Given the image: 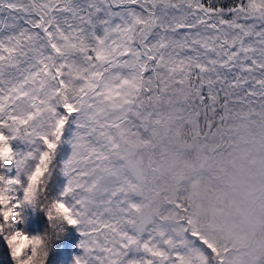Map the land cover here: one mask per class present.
<instances>
[{"label": "snow or ice", "instance_id": "1", "mask_svg": "<svg viewBox=\"0 0 264 264\" xmlns=\"http://www.w3.org/2000/svg\"><path fill=\"white\" fill-rule=\"evenodd\" d=\"M176 111L264 115V0H0V264L72 229L73 264H197L102 165L110 121Z\"/></svg>", "mask_w": 264, "mask_h": 264}, {"label": "rangeland", "instance_id": "2", "mask_svg": "<svg viewBox=\"0 0 264 264\" xmlns=\"http://www.w3.org/2000/svg\"><path fill=\"white\" fill-rule=\"evenodd\" d=\"M177 112L109 122L102 138L107 188H119L135 202L148 228L194 246L197 264H264L263 119L233 113L225 143L194 148L182 140L184 134L171 131L179 124L172 121ZM184 187L186 207L166 209L163 191L175 195ZM25 216L29 234L43 235V223L38 222L40 232L31 227L35 210L27 209ZM78 237L72 229L62 246L54 245L60 255L52 251L51 264H73Z\"/></svg>", "mask_w": 264, "mask_h": 264}, {"label": "trees", "instance_id": "3", "mask_svg": "<svg viewBox=\"0 0 264 264\" xmlns=\"http://www.w3.org/2000/svg\"><path fill=\"white\" fill-rule=\"evenodd\" d=\"M238 114V113H236ZM227 116V117H226ZM256 117L262 118L264 121V115H261L259 113L255 114ZM226 118L227 125H224V119ZM233 113L229 115H223L221 117H217L215 119H212L210 123L205 122L204 119L197 120L196 117L184 113V112H177V116L172 118V121L174 119L179 120V124L177 122L174 123V126L171 128V131H176L179 134H184L182 137V140L186 143H191V145L194 148L197 147H205L207 149H213L215 146H217L218 142L225 143L227 139V132L226 130L230 127L231 122L233 121ZM170 131V127H169ZM204 142L200 145V142ZM194 153L188 152V156H193ZM211 179V178H210ZM212 183L215 185V182L212 180ZM175 187V186H174ZM161 194L159 197L161 198L162 202L166 204V209L172 208L173 205H182L179 211H182L184 207H186L188 203V188H182V190L177 191L175 195H171L169 192ZM165 196L167 197L168 201L166 200ZM37 211L36 215H37ZM179 215V214H178ZM46 217H43L38 222L41 224L43 223L45 225L46 223ZM44 221V222H43ZM62 235L64 233H61ZM70 234L68 235V237ZM67 237V238H68ZM60 243L58 237L55 240V243L52 245H57ZM52 256V251L49 252V257Z\"/></svg>", "mask_w": 264, "mask_h": 264}]
</instances>
